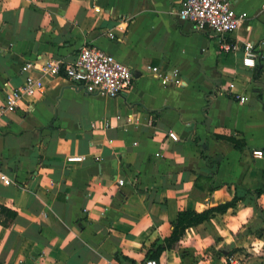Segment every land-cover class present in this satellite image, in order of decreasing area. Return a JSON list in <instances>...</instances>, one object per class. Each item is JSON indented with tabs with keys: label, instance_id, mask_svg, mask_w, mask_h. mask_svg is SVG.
<instances>
[{
	"label": "crops",
	"instance_id": "obj_1",
	"mask_svg": "<svg viewBox=\"0 0 264 264\" xmlns=\"http://www.w3.org/2000/svg\"><path fill=\"white\" fill-rule=\"evenodd\" d=\"M181 4L0 0V169L12 180L0 182V207L11 211H0V264H144L180 211L234 196L243 199L186 228L155 260L264 264V220L250 194L264 187V155L252 156L264 149V0H232L246 19L228 40L256 43L253 68L240 49L221 51L210 32L179 20ZM85 45L126 64L131 85L108 97L51 78L4 112L24 63L70 62ZM147 66L178 68L181 85L161 84ZM102 119L112 126L91 128ZM256 200L264 211V193Z\"/></svg>",
	"mask_w": 264,
	"mask_h": 264
},
{
	"label": "built area",
	"instance_id": "obj_2",
	"mask_svg": "<svg viewBox=\"0 0 264 264\" xmlns=\"http://www.w3.org/2000/svg\"><path fill=\"white\" fill-rule=\"evenodd\" d=\"M175 15L179 20L193 24L197 30L210 32L217 38L221 51L228 52L240 49L242 51L241 62L243 66L248 68L256 66L258 53L254 41H245L239 47L235 42L228 40L229 34L235 32L246 19L244 12L234 10L232 0H182V4ZM147 70L163 85L180 86L182 83L178 68L165 72L157 66H147ZM21 71L25 73L22 84L5 92L4 112H12L21 102L42 95L46 90V81L51 78L69 80L83 87L90 94L115 97L131 85L133 77L130 68L126 64L94 45L82 46L76 57L70 62L58 58L37 59L24 63L21 66ZM234 87L233 83H229L225 91L239 98L240 101H244V96L235 94ZM115 118L119 119L120 114H116ZM111 126V122L106 119H102L100 122H91L92 129H107ZM167 137L174 141L179 139L178 135L172 130L167 132ZM263 155L264 149L252 151L254 158H262ZM81 159V156L67 157V161ZM0 182H12L1 169ZM118 183L122 185L124 180L119 179ZM144 264H158V262L149 258L145 260Z\"/></svg>",
	"mask_w": 264,
	"mask_h": 264
},
{
	"label": "trees",
	"instance_id": "obj_3",
	"mask_svg": "<svg viewBox=\"0 0 264 264\" xmlns=\"http://www.w3.org/2000/svg\"><path fill=\"white\" fill-rule=\"evenodd\" d=\"M256 70H257L256 73L260 72V68H257ZM262 193H264V187L254 189L252 192H250V194H252L255 197L254 199L255 206L257 207L259 214L264 220V211L258 205L257 200H256ZM242 199L243 197L234 196L230 201L225 202L224 204H221L217 207L203 211L201 213L194 212V211H186V210L180 211L177 215V219L175 220V222L172 223L173 228L171 230L170 235L164 238L163 244H160L157 247V250L151 255L150 258L155 259V257H158V254L162 250L166 248H172L175 245V243L179 241V239L183 236L186 228L191 227L193 225H197L207 220L213 212H221V213L225 212L229 207H233ZM0 211L3 213L11 212L2 206L0 207ZM123 260L131 262L127 258H123Z\"/></svg>",
	"mask_w": 264,
	"mask_h": 264
}]
</instances>
